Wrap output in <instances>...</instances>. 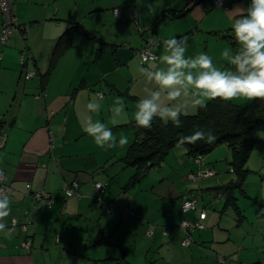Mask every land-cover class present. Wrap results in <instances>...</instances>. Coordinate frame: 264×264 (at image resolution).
<instances>
[{
	"label": "crops",
	"instance_id": "1",
	"mask_svg": "<svg viewBox=\"0 0 264 264\" xmlns=\"http://www.w3.org/2000/svg\"><path fill=\"white\" fill-rule=\"evenodd\" d=\"M224 2L226 10L187 0H13V13L26 31L17 30L6 45L0 43V170L11 200L3 222L9 227L16 219L28 230L19 228L10 238L0 233V264H221L220 256L264 263V133L258 135L238 187L233 186L237 177L225 145L200 163L185 149H173L139 181L134 168L120 163L136 141L131 124L137 102L158 90L140 68L161 67L165 39L187 37L186 57L207 53L217 67H230L222 55L225 49L233 51L225 38H234L228 11L246 8L248 0ZM120 7L117 20L113 10ZM163 14L167 17L158 24ZM74 26L95 40L83 32L62 37ZM150 36L156 39L158 58L142 64L135 51ZM62 39L66 44L61 47ZM54 53L57 62L45 78ZM27 74L33 76L25 79ZM117 97L125 110L113 123ZM196 99L190 93L169 100L162 90L159 103L194 115L200 107ZM89 102L99 103L100 109L89 111ZM88 119L106 123L117 147L99 148L84 131ZM121 134L128 139L122 147ZM256 159L262 161L260 170L252 168ZM198 171L214 175L191 179ZM72 182L79 184V198L65 195ZM97 183L105 185L101 194ZM27 185L50 195L53 203H33ZM227 187L232 188L227 194L219 191ZM228 194L234 205L227 203ZM187 195L198 203L184 213ZM184 220L204 226L192 234L187 248L180 229ZM27 237L32 241L29 253L21 248Z\"/></svg>",
	"mask_w": 264,
	"mask_h": 264
},
{
	"label": "clouds",
	"instance_id": "2",
	"mask_svg": "<svg viewBox=\"0 0 264 264\" xmlns=\"http://www.w3.org/2000/svg\"><path fill=\"white\" fill-rule=\"evenodd\" d=\"M148 11L155 14V9L150 5ZM228 12L233 14L232 31L239 45L234 52L225 49L222 53L230 67H217L207 53L186 57L189 47L187 37L165 39L163 52L159 57L161 67L156 70L140 68V72L149 82H153L158 90L149 91L147 96L137 102L134 119L138 127L151 128L157 118L164 126L169 123L177 128L182 126L180 116L186 113H182L178 105L162 107L159 103L162 90L167 91L169 100H176L191 93L198 97L195 103L201 108L207 107V101L216 99L224 102L239 98L264 101V0H248L246 8L237 5ZM115 14L117 15L118 11ZM87 109L96 112L100 109V104L89 102ZM124 110L122 99L115 98L111 107L113 123ZM84 131L101 149L117 147L116 135L100 120L88 119ZM200 141H206L208 144L216 141L211 128H194L192 134L179 138L176 147L194 145ZM127 143V137L121 134L119 146H125ZM3 176L4 173L0 170V183ZM6 192L5 187H0V233L10 238L12 229L3 222L11 211V200ZM260 213L264 214V209H260Z\"/></svg>",
	"mask_w": 264,
	"mask_h": 264
},
{
	"label": "trees",
	"instance_id": "3",
	"mask_svg": "<svg viewBox=\"0 0 264 264\" xmlns=\"http://www.w3.org/2000/svg\"><path fill=\"white\" fill-rule=\"evenodd\" d=\"M211 1L197 0L195 4ZM166 17L164 14L160 15L157 23H161ZM75 32H83L87 38L95 40L76 26L69 29L62 37L65 38ZM225 38L231 43L233 52L239 48L234 38L231 36H225ZM64 42L65 39H62L61 47L66 44ZM58 56V53H54L45 78L53 69ZM180 119L182 126L179 128L174 127L171 123L164 126L158 118L154 119L151 128L138 127L135 122L131 124V127L136 130V141L128 148L126 156L120 162L125 167L136 170L134 180L139 181L150 169L160 166L171 150L178 149L176 144L181 136L192 134L196 127H204L211 128L216 136V141L213 144L200 141L194 145L185 144L180 148L185 149L189 156L197 159L208 156L219 146H227L232 159L230 166L237 177V184L233 186H240L248 173L246 163L257 143L258 134L264 133V101L254 100L248 106H239L231 101L210 100L207 102L206 108L199 107L196 114L181 115ZM228 188L232 189L231 187L220 188L219 191H224L227 194ZM228 196L229 202L227 203L234 205L232 195L228 194Z\"/></svg>",
	"mask_w": 264,
	"mask_h": 264
},
{
	"label": "built area",
	"instance_id": "4",
	"mask_svg": "<svg viewBox=\"0 0 264 264\" xmlns=\"http://www.w3.org/2000/svg\"><path fill=\"white\" fill-rule=\"evenodd\" d=\"M197 0H189L190 4H195ZM208 9H227V6L225 5L224 0H212L209 4ZM118 11V14L116 15L115 12ZM123 11V7L117 8L113 10V15L115 19L119 20L121 18V14ZM0 43L5 45L12 37L13 33L17 30L19 31H26V28L20 26L18 24L17 18L15 17L13 13V0H0ZM156 45V39L154 36H150L149 39H147L146 44L135 51V55L137 58L141 61L142 64H148L151 62L157 61V55L154 52V46ZM21 64L23 65L25 63V57H21ZM33 76V74H27L25 75V79H30ZM98 97L100 99L104 98L102 94H98ZM202 160L201 157H198L196 159L197 163H200ZM214 175L213 171H207V172H201L198 171V173L190 175V178L193 180L197 179H207ZM0 187H5V178L3 176V181L0 183ZM97 191L99 194L103 193L105 189V185L102 183H97L95 185ZM6 188V187H5ZM79 184L77 182H72L69 185L65 186V195L69 198H79L78 194ZM27 190L29 191L30 198L32 199L33 203L38 204L43 201L47 202L49 205L53 203V199L50 195L43 193V192H32L31 185H27ZM7 195V194H6ZM99 202L101 200L99 199ZM197 201L196 198L193 195H187L184 199L182 210L184 213H187L189 211H194L196 209ZM115 208V205L112 204L109 207V212L113 211ZM10 229H12V233H14L17 229H21L24 233H27L28 226L27 225H20L16 219H13L9 225ZM180 229L184 232V239L182 241V246L187 248L192 243V234L197 230H203L204 226L200 223H190L186 220H184L181 225ZM165 234H168V231H165ZM150 235V233H149ZM21 248L26 252L29 253L32 249V241L30 238H26L21 243ZM218 262L221 264H245V263H237V262H230L228 259H225L224 257L220 256L217 258ZM264 264V263H261Z\"/></svg>",
	"mask_w": 264,
	"mask_h": 264
},
{
	"label": "rangeland",
	"instance_id": "5",
	"mask_svg": "<svg viewBox=\"0 0 264 264\" xmlns=\"http://www.w3.org/2000/svg\"><path fill=\"white\" fill-rule=\"evenodd\" d=\"M219 10V9H218ZM235 102H232V103H234V104H236V105H239V106H248L252 101H249V100H247V99H245V98H239V99H235L234 100ZM259 135V134H258ZM254 157H256L257 158V156H256V154L254 155ZM122 165H123V163L122 162H120ZM261 163H262V161L261 160H259V162H257V159H256V162H255V164H254V167H252V168H255V170H260L259 168H260V165H261ZM195 197V196H194ZM196 198V197H195ZM196 201H197V203H198V199L196 198Z\"/></svg>",
	"mask_w": 264,
	"mask_h": 264
}]
</instances>
